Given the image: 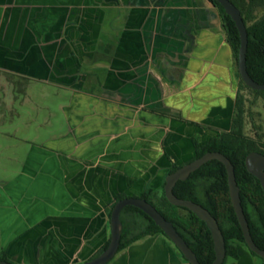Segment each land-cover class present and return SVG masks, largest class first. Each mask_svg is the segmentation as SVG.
I'll return each instance as SVG.
<instances>
[{
	"label": "crops",
	"instance_id": "obj_1",
	"mask_svg": "<svg viewBox=\"0 0 264 264\" xmlns=\"http://www.w3.org/2000/svg\"><path fill=\"white\" fill-rule=\"evenodd\" d=\"M238 72L209 0H0V126L22 123L0 135V254L93 259L119 195L161 192L195 141L231 130ZM10 79L24 83L19 98ZM242 94L256 107L258 95ZM239 250L229 264H264ZM109 264L189 262L156 234Z\"/></svg>",
	"mask_w": 264,
	"mask_h": 264
},
{
	"label": "trees",
	"instance_id": "obj_2",
	"mask_svg": "<svg viewBox=\"0 0 264 264\" xmlns=\"http://www.w3.org/2000/svg\"><path fill=\"white\" fill-rule=\"evenodd\" d=\"M209 1L219 11L226 40L233 49L235 59L238 62L241 42L236 23L220 3L216 0ZM230 1L240 10L247 27L249 39L248 72L255 82L264 84V0ZM237 76L239 78V94L231 130L221 133L204 145L195 141L196 157L192 161L210 152L222 153L231 161L235 168L242 206L252 238L255 244L264 250V191L260 181L248 172L245 165V159L250 153L259 152L264 154V140L250 137L246 133L247 119L252 113L248 108L249 106L247 107L246 98L242 94V91L248 90L260 96L264 94V91L252 90L243 82L239 72ZM250 103L255 105L253 100ZM180 167L173 166L170 173L175 172ZM174 194L179 199L190 200L202 205L216 218L226 242L227 254L223 264H227L228 260L238 261L240 259L239 246L244 247L253 257L264 260L253 253L245 243L241 225L231 202L227 171L221 162L210 161L191 174L186 181L178 182L174 188ZM125 198H129V196L121 194L114 200L108 208L109 217H111L115 204ZM139 198L152 204L166 220L173 223L201 264H212L214 262L216 257L214 241L204 221L190 210L170 204L165 196L164 187L161 192L147 189ZM121 220L123 231L119 252L147 236L161 234L167 237L162 229L138 208H125L122 211ZM109 242L95 257L107 248ZM182 257L187 261L183 255ZM0 261L13 263L5 253L0 254Z\"/></svg>",
	"mask_w": 264,
	"mask_h": 264
},
{
	"label": "water",
	"instance_id": "obj_3",
	"mask_svg": "<svg viewBox=\"0 0 264 264\" xmlns=\"http://www.w3.org/2000/svg\"><path fill=\"white\" fill-rule=\"evenodd\" d=\"M222 5L226 13L231 16L236 23L240 34V49L238 54V70L243 82L252 90L264 91V84L255 82L247 68V53H248V32L244 23L243 16L240 10L230 0H216ZM221 162L227 171L229 193L233 208L241 225L245 243L248 248L260 258L264 259V250L260 249L254 242L249 223L244 213L242 206V199L240 195V187L238 186L235 174L234 165L222 153L210 152L194 161L181 166L178 170L170 173L166 177V184L164 186L165 196L170 204L182 208H186L193 212L199 219L204 221L209 228L212 239L214 241L215 260L212 264H223L226 259L227 249L223 232L219 226L216 218L202 205L190 200L179 199L174 194V188L180 181H186L191 174L199 170L202 166L210 161ZM245 165L250 174L255 176L261 183L264 191V154L259 152L250 153L245 159ZM127 207H135L146 213L157 226H159L170 241L178 248L189 264H201L196 254L189 247L184 238L176 230L173 223L165 219V217L149 202L139 197H129L118 201L113 207L110 225L111 238L107 248L101 252L97 257L83 263V264H109L118 254L123 224L121 220L122 211ZM0 264H14L7 261H0Z\"/></svg>",
	"mask_w": 264,
	"mask_h": 264
},
{
	"label": "rangeland",
	"instance_id": "obj_4",
	"mask_svg": "<svg viewBox=\"0 0 264 264\" xmlns=\"http://www.w3.org/2000/svg\"><path fill=\"white\" fill-rule=\"evenodd\" d=\"M104 65V63H99V65ZM88 63H86V67H88ZM10 80H16V79H10ZM22 80L21 79H17L16 80V85H17V97L19 96V92H20V87H23L22 86ZM264 95V94H263ZM263 95H260L256 98V107H248L249 110L251 109V115L248 117L247 119V125H246V133L250 136V137H253V138H261L264 140V96ZM19 98V97H18ZM17 109L20 111L21 110V113H24V112H27L26 110L24 109H21L19 108V106L17 105ZM24 119V118H23ZM54 123L56 124L55 126V130L57 129V127L59 126V124L61 123V114L58 115V117H54ZM14 123H5V124H2L0 126V135L3 134L4 132H13V133H16L17 132V128H21L22 127V123L20 124V122L17 120V121H13ZM19 133L20 135L24 134L21 130H19ZM21 137V136H19ZM4 162L6 164L10 163V165H12V161L8 158H4ZM258 259V258H256ZM231 261L228 260V263L229 264Z\"/></svg>",
	"mask_w": 264,
	"mask_h": 264
}]
</instances>
